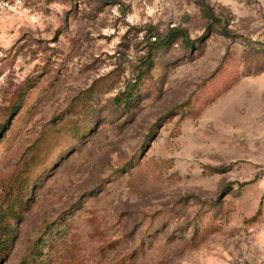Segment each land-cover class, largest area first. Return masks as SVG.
<instances>
[{"label":"rangeland","instance_id":"374dc122","mask_svg":"<svg viewBox=\"0 0 264 264\" xmlns=\"http://www.w3.org/2000/svg\"><path fill=\"white\" fill-rule=\"evenodd\" d=\"M0 264H264V0H0Z\"/></svg>","mask_w":264,"mask_h":264},{"label":"trees","instance_id":"16d2710c","mask_svg":"<svg viewBox=\"0 0 264 264\" xmlns=\"http://www.w3.org/2000/svg\"><path fill=\"white\" fill-rule=\"evenodd\" d=\"M183 36H184V38L186 39V40H188L189 41V38L187 37V34L184 32V31H181L180 29H177ZM169 35L168 36H166L162 41H160V43H158V41L156 42L155 41V45H157L158 46V44H166V42H169ZM168 38V39H167ZM123 93H125V91H123L122 92V94ZM127 95H129V94H127ZM115 101L117 102V103H120L121 102V97L120 96H117L116 98H115Z\"/></svg>","mask_w":264,"mask_h":264}]
</instances>
